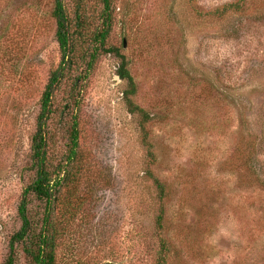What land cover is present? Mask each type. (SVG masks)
I'll use <instances>...</instances> for the list:
<instances>
[{
    "label": "rangeland",
    "instance_id": "rangeland-1",
    "mask_svg": "<svg viewBox=\"0 0 264 264\" xmlns=\"http://www.w3.org/2000/svg\"><path fill=\"white\" fill-rule=\"evenodd\" d=\"M234 1H111L110 52L71 69L92 173L58 264H154L159 204L147 172L164 185L167 264H264V0L207 15ZM62 2L69 16L81 7L90 30L100 26L99 0ZM53 3L0 0V264L19 226L39 100L61 60ZM116 51L150 116L144 132L122 99ZM70 87L61 83L55 110ZM49 127L60 148L63 129ZM14 264H29L20 247Z\"/></svg>",
    "mask_w": 264,
    "mask_h": 264
},
{
    "label": "trees",
    "instance_id": "trees-1",
    "mask_svg": "<svg viewBox=\"0 0 264 264\" xmlns=\"http://www.w3.org/2000/svg\"><path fill=\"white\" fill-rule=\"evenodd\" d=\"M111 1L99 0L100 26L90 30L89 19L81 7L78 6L73 15L69 16L62 0H54L51 15L55 23L54 39L61 60L57 69L50 74L39 100L35 130L29 147L30 176L17 205L19 226L9 238L4 264H14L18 247L29 264H58V249L65 235L73 230L74 222L85 206L86 199L81 189L83 185L91 183L88 181L92 173L91 153L83 145V130L76 104L80 76L72 78L70 75L77 60L88 58L87 65L90 67L101 53L110 52L105 50V42L111 29ZM247 1L235 0L211 10L207 15L222 19L229 13H239L246 9ZM87 42L88 47L79 53V45ZM114 54L120 59L117 74L126 81L122 99L129 114L138 119L144 132L150 116L133 102L135 87L125 68L126 63L117 51ZM64 81L71 82L67 100L60 110H55L52 100ZM51 122L63 129L60 148L53 141L54 133L49 127ZM145 139L144 134V141ZM147 155L153 160L152 152ZM147 177L157 193V206L159 204L153 220L157 237L154 264H167L168 247L161 237L164 185L150 172H147ZM33 202L37 204L35 209L31 207Z\"/></svg>",
    "mask_w": 264,
    "mask_h": 264
}]
</instances>
